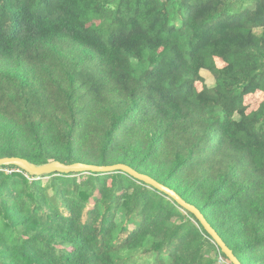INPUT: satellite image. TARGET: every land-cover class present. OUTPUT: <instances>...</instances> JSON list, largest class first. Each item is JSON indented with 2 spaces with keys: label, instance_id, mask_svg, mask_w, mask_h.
Masks as SVG:
<instances>
[{
  "label": "trees",
  "instance_id": "trees-1",
  "mask_svg": "<svg viewBox=\"0 0 264 264\" xmlns=\"http://www.w3.org/2000/svg\"><path fill=\"white\" fill-rule=\"evenodd\" d=\"M250 1L0 0V159L127 166L264 264V100L243 108L264 94V0ZM0 170V264H230L128 175Z\"/></svg>",
  "mask_w": 264,
  "mask_h": 264
},
{
  "label": "water",
  "instance_id": "water-1",
  "mask_svg": "<svg viewBox=\"0 0 264 264\" xmlns=\"http://www.w3.org/2000/svg\"><path fill=\"white\" fill-rule=\"evenodd\" d=\"M15 167L20 171L26 173L30 177L40 179L47 177L49 175L56 174H113V173H122L128 175L137 182H141L152 189L158 191L159 193L164 194L170 198L176 205L181 209L191 214L196 221L201 225L206 234L211 238L212 242L218 248V250L225 256L230 264H241L237 258L234 256L233 252L225 245L219 235L215 230L207 223L202 214L194 207L185 203L175 192L172 190L163 187L148 176L140 175L124 165H112V166H103L97 167L92 165H85L81 163H75L72 165H64L59 162H50L45 165L36 166L30 164L28 161L20 158H5L0 159V168L1 167Z\"/></svg>",
  "mask_w": 264,
  "mask_h": 264
},
{
  "label": "rangeland",
  "instance_id": "rangeland-1",
  "mask_svg": "<svg viewBox=\"0 0 264 264\" xmlns=\"http://www.w3.org/2000/svg\"><path fill=\"white\" fill-rule=\"evenodd\" d=\"M236 1L238 4H239V7H247L250 5L251 1L250 0H234ZM98 24V23H96ZM178 25V23L176 24ZM258 32V31H257ZM86 68L89 70V72H97L99 70V64L97 61H87L85 64ZM216 67L217 68H222L223 67V64H221V62L219 61H216ZM201 76L203 78V83H197L195 84V89L197 92H200L202 91V88L203 87H208L212 85V82H213V77L210 73L208 72H202L201 73ZM264 100V94L260 93V92H256L254 94H250V95H247L245 98H244V103H243V108H244V111L246 113H250L251 111H255L257 106ZM238 117L236 116L235 119H237ZM264 125V124H263ZM4 174H9L8 171H4L2 172ZM17 173V172H15ZM48 179L47 178H43L42 179V182L45 183L47 182ZM218 264H226L223 260H220L218 262Z\"/></svg>",
  "mask_w": 264,
  "mask_h": 264
},
{
  "label": "built area",
  "instance_id": "built-area-1",
  "mask_svg": "<svg viewBox=\"0 0 264 264\" xmlns=\"http://www.w3.org/2000/svg\"><path fill=\"white\" fill-rule=\"evenodd\" d=\"M4 171H8V170H0V172H4ZM9 174L11 173L10 171H8ZM222 260V259H219V261Z\"/></svg>",
  "mask_w": 264,
  "mask_h": 264
}]
</instances>
